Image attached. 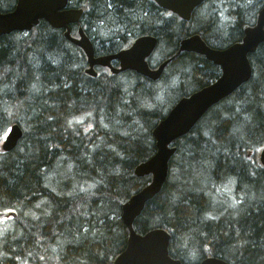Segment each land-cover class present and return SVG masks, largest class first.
Instances as JSON below:
<instances>
[{
	"label": "trees",
	"instance_id": "16d2710c",
	"mask_svg": "<svg viewBox=\"0 0 264 264\" xmlns=\"http://www.w3.org/2000/svg\"><path fill=\"white\" fill-rule=\"evenodd\" d=\"M73 1L84 9V30L98 38L97 53H114L129 36L150 33L157 49H165L161 58L171 60L158 81L129 70L93 78L83 72V54L64 37L65 29L43 19L28 33L0 36V142L12 124L22 130L14 149L0 150V212L42 206L38 217H21L18 232L1 238L0 264H112L128 236L121 205L150 182V174L139 177L134 169L155 152L151 130L172 104L170 95H187L219 76L218 66L202 55L174 56L179 41L197 32L211 46L229 44L264 4L209 0L208 17L198 19L196 9L186 22L153 0ZM13 4L0 0V9ZM219 10L234 17L227 35L213 29ZM249 59L250 78L174 140L167 178L133 220L137 233L167 231L169 254L182 264L207 256L264 264V167L258 160L264 146V43ZM78 115L87 116L90 129L74 137L63 123L66 117L74 123ZM49 117L54 128L35 129ZM57 160L70 166L67 184L53 188L46 174ZM220 181L236 187L225 194L237 200L234 215L210 214L209 195L192 188ZM82 183L86 188L80 190ZM244 185L249 199L240 196Z\"/></svg>",
	"mask_w": 264,
	"mask_h": 264
},
{
	"label": "water",
	"instance_id": "95a60500",
	"mask_svg": "<svg viewBox=\"0 0 264 264\" xmlns=\"http://www.w3.org/2000/svg\"><path fill=\"white\" fill-rule=\"evenodd\" d=\"M163 8L172 11L180 18L189 20L192 11L204 0H154ZM67 0H17L14 9L0 11V36L13 30H30L39 18H44L53 27L64 28L67 40L79 45L85 53L88 67L84 69L89 75H96L94 64L106 65L110 71L117 73L130 69L142 76L155 80L163 72L170 59L151 68L146 57L157 44L154 35H143L134 39L130 46L110 55L94 56L92 43L81 28L79 37L70 34L68 23L77 22L82 15L80 8H62ZM264 42V5L258 12L256 24L246 27L242 41L232 43L224 48L207 45L199 33H193L179 41L178 51H194L204 55L213 63L220 65L221 75L208 85L180 97L151 130L155 141V153L134 169L136 176L151 174L150 182L141 190L131 195L121 205V219L128 229L125 247L117 253L112 264H181L179 259L169 254L170 235L162 228H153L137 233L133 220L141 212L144 203L159 192L167 177L168 162L175 151V146L168 144L177 137L187 133L203 113L220 99L230 94L238 85L247 81L251 75L249 52ZM118 59L119 66H111L110 60ZM1 146L11 150L22 134L17 124L10 128ZM258 160L264 167V147L258 153ZM199 264H229L223 259L207 257Z\"/></svg>",
	"mask_w": 264,
	"mask_h": 264
},
{
	"label": "rangeland",
	"instance_id": "374dc122",
	"mask_svg": "<svg viewBox=\"0 0 264 264\" xmlns=\"http://www.w3.org/2000/svg\"><path fill=\"white\" fill-rule=\"evenodd\" d=\"M199 8V7H198ZM197 18L199 19L200 17H204V15L209 14L208 11V4L204 5L203 7H201L200 9H198L197 11ZM229 23H230V18L228 16V14L226 13V10H219L218 14L216 15V20H215V26L213 25V29L216 30V32L218 33H222L223 35H227V33L229 32ZM95 34L99 35V33L96 31L95 29ZM162 49V50H161ZM165 52V49L162 48L160 46V48L155 52L154 56L152 57V59L154 57H157L161 54H163ZM105 73V72H103ZM171 96V101H173L175 99L176 94H172ZM86 117L85 115H78L77 117L74 118V123H73V119L66 117L63 123V126L66 128H69V130L71 131V136L78 135L80 133H84L86 131H88L90 129V124L87 123L86 121ZM73 124V125H72ZM47 126L49 129L50 127H55V124L53 123V118H40V122L38 124L35 125V129H41L43 127ZM73 129H72V128ZM86 130V131H85ZM94 134H91L89 136V139H91L93 137ZM77 137V136H76ZM54 167L51 168L47 174L46 177L48 180H50L54 186H51V182L47 180V184L49 187H53L55 188V185H58L59 187H63L62 184H67V180H68V174H67V168L70 166L69 163H66L64 161H59L57 160L54 165ZM199 175L196 174L192 180H195ZM74 182V179H71ZM229 182H209V184L205 183V182H201L200 183V187H192L194 188H198L197 190H203L204 192H206L207 195H209V201L211 203V209H212V213L215 214V216H218V210L220 213H224L227 212L229 214L234 215V212H236V209L234 206L238 205V203H236V198L233 196H229L227 197L225 194H229L232 193L236 187L229 183ZM225 185V186H224ZM225 188V190H222L223 193L221 192V190H219V187H223ZM86 186L84 185V183L79 185V189H85ZM229 192H227V191ZM241 189H238V193L240 192ZM248 187L246 185L243 186V193H240V196L242 198H250V194L247 191ZM236 203V204H235ZM235 204V205H234ZM239 204H242L241 202H239ZM233 205V206H230ZM42 206L39 203H35L34 206L29 209V210H24L22 212L17 211V209L14 208H8V209H4L2 212H0V240L3 237V235L9 233V234H16L18 232V230L15 228V224L19 223V220L21 217L24 216L25 217H38V215H40L42 212L41 208ZM39 210V211H38ZM44 210V209H43ZM10 211L15 212V215H11ZM14 238V237H12Z\"/></svg>",
	"mask_w": 264,
	"mask_h": 264
},
{
	"label": "snow or ice",
	"instance_id": "6c2138e0",
	"mask_svg": "<svg viewBox=\"0 0 264 264\" xmlns=\"http://www.w3.org/2000/svg\"><path fill=\"white\" fill-rule=\"evenodd\" d=\"M112 5L109 4L108 7H111ZM11 130L10 129H7L4 131V136L7 137L8 136V133L10 132Z\"/></svg>",
	"mask_w": 264,
	"mask_h": 264
},
{
	"label": "flooded vegetation",
	"instance_id": "af4514ba",
	"mask_svg": "<svg viewBox=\"0 0 264 264\" xmlns=\"http://www.w3.org/2000/svg\"><path fill=\"white\" fill-rule=\"evenodd\" d=\"M81 24H82V23H81ZM82 26H83V25H82ZM75 27H77V24H75ZM241 36H242V33H241ZM241 36H240L239 39H236V40H234V41L240 40V39H241Z\"/></svg>",
	"mask_w": 264,
	"mask_h": 264
},
{
	"label": "bare ground",
	"instance_id": "6f19581e",
	"mask_svg": "<svg viewBox=\"0 0 264 264\" xmlns=\"http://www.w3.org/2000/svg\"><path fill=\"white\" fill-rule=\"evenodd\" d=\"M149 183V182H148ZM212 257V256H211Z\"/></svg>",
	"mask_w": 264,
	"mask_h": 264
}]
</instances>
